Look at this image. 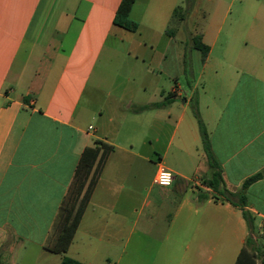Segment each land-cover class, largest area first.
I'll return each instance as SVG.
<instances>
[{"label":"crops","instance_id":"1","mask_svg":"<svg viewBox=\"0 0 264 264\" xmlns=\"http://www.w3.org/2000/svg\"><path fill=\"white\" fill-rule=\"evenodd\" d=\"M120 1L0 0L1 264L28 250L46 264L64 255L85 264H235L249 236L241 207L202 183L207 155L197 122L185 117L196 80L177 105L187 47L169 24L179 0H136V31L114 24ZM224 20L199 32L209 46L205 61L194 51L210 94L202 115L210 147L237 192L264 170V28L229 29L219 45ZM155 34L164 39L157 63L166 76L147 70L142 86L151 97L136 101V73L110 77L106 89V67L135 63L148 44L152 52ZM168 96L163 106L135 110ZM98 140L114 150L68 250L51 252L45 244L82 151ZM160 165L175 175L169 186L154 183ZM245 195L263 236L264 176Z\"/></svg>","mask_w":264,"mask_h":264},{"label":"trees","instance_id":"2","mask_svg":"<svg viewBox=\"0 0 264 264\" xmlns=\"http://www.w3.org/2000/svg\"><path fill=\"white\" fill-rule=\"evenodd\" d=\"M136 0H121L114 16V24L130 31L138 29V22L131 18L130 13ZM193 0H188L189 8ZM180 11V6L174 10V16ZM184 17H181V19ZM170 33V30H167ZM202 53V61H205L209 46L202 40L200 33L192 37V46ZM171 101V96L162 101L140 105L135 110H142L149 107L163 106ZM195 114L201 137L202 147L207 155L209 174L202 179L203 185L212 190L215 197L231 202L241 207L244 219L249 227V236L235 261V264H264V248L260 246L255 229V217L245 208V189L249 184L264 176V170L247 178L242 188L237 192L230 191L224 182L222 168L215 158L211 147L207 126L199 115L198 100H195ZM114 150V146L103 141H95L82 151L80 160L75 169L73 179L68 187L65 197L60 205L57 217L49 233L45 248L55 253H65L73 241L84 212L91 200L93 191L99 181L102 169ZM208 196L206 192L199 193V199L203 200ZM1 264V263H0ZM60 264H85L75 258L64 255Z\"/></svg>","mask_w":264,"mask_h":264},{"label":"rangeland","instance_id":"3","mask_svg":"<svg viewBox=\"0 0 264 264\" xmlns=\"http://www.w3.org/2000/svg\"><path fill=\"white\" fill-rule=\"evenodd\" d=\"M179 6L180 11L171 19V23L169 24L176 41L181 44H185L187 47V70L185 76L180 78L183 90L186 93L182 99H177V105L182 107V102L185 101L186 97L192 94L190 85L192 81L194 84V81L196 80V89L192 100L190 102H186L185 104L187 110L185 117L186 119H191L193 122H197V116L195 114V100H198V111L200 117L202 118V115H205L206 104L209 102L210 94L208 91L207 93L205 92V82L200 80L201 61L200 58L195 56V54H197L196 52L199 51H194V48L191 47L192 37L195 35L194 33L197 34L201 32V29L205 25H209L212 19L217 18L220 22L221 19L225 18L224 23L222 24L223 29L219 38L220 45V42L224 41L226 38L229 29H241L242 32H246L248 34L252 29H256L258 27L264 28V22L259 19L260 14L264 13V0H193L191 8H189L188 0H179ZM181 17L184 18L181 19ZM161 37L162 36L158 34L154 35L155 44L152 52L150 51L149 44L147 48H138L135 54V56H138V60L135 63L128 64L122 61L120 65L118 62H115V64L110 65V67H106L105 75L107 79L110 77L123 79V77L131 76L136 73L133 76L136 78V81L140 83H138V86L136 85L138 87L136 89V101L138 99H142L141 97H151V89L148 88L147 90H144L142 86L143 82L148 84L150 80L149 75L146 73L148 69L154 70L155 72L159 70L162 78H165L166 76L161 72L160 65L157 63L161 55V45L164 40ZM146 49H149L148 53ZM111 83V79L106 82V89H111ZM199 100H201V104L199 103ZM103 102L106 103V98L100 102L93 100L94 106L103 104ZM83 103H85V101ZM175 123L176 122L174 121V125ZM182 125H184V122ZM177 139L178 133L175 137V142ZM197 147H200V144ZM173 159L174 158H170V160ZM259 244L264 248V239L260 238ZM13 261L16 262H14L15 264H46L48 260L45 257H39L37 253L33 252V250H28L27 256L26 254H22V256H18V258H15ZM13 261L10 260L9 263L13 264Z\"/></svg>","mask_w":264,"mask_h":264},{"label":"built area","instance_id":"4","mask_svg":"<svg viewBox=\"0 0 264 264\" xmlns=\"http://www.w3.org/2000/svg\"><path fill=\"white\" fill-rule=\"evenodd\" d=\"M174 179L175 175L173 172L160 165L155 174L154 183L160 186H169L173 183Z\"/></svg>","mask_w":264,"mask_h":264}]
</instances>
